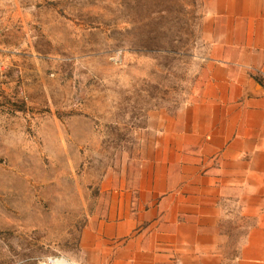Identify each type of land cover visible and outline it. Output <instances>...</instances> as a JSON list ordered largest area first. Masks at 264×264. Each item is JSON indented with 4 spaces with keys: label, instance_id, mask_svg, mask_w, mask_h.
<instances>
[{
    "label": "rangeland",
    "instance_id": "obj_1",
    "mask_svg": "<svg viewBox=\"0 0 264 264\" xmlns=\"http://www.w3.org/2000/svg\"><path fill=\"white\" fill-rule=\"evenodd\" d=\"M204 1L0 0V264H174L180 180L217 173L179 118L208 74ZM220 206L236 264L252 221Z\"/></svg>",
    "mask_w": 264,
    "mask_h": 264
},
{
    "label": "crops",
    "instance_id": "obj_2",
    "mask_svg": "<svg viewBox=\"0 0 264 264\" xmlns=\"http://www.w3.org/2000/svg\"><path fill=\"white\" fill-rule=\"evenodd\" d=\"M204 25L210 44L206 82L179 118L183 136L199 138L188 144L198 146L217 173L180 180L172 241L181 254L170 262L223 264L227 235L220 202L232 198L252 221L236 264H264V0H205ZM159 245L157 240L141 249L158 256Z\"/></svg>",
    "mask_w": 264,
    "mask_h": 264
},
{
    "label": "bare ground",
    "instance_id": "obj_3",
    "mask_svg": "<svg viewBox=\"0 0 264 264\" xmlns=\"http://www.w3.org/2000/svg\"><path fill=\"white\" fill-rule=\"evenodd\" d=\"M51 263L52 264H71L68 260H66L64 258L52 259Z\"/></svg>",
    "mask_w": 264,
    "mask_h": 264
}]
</instances>
